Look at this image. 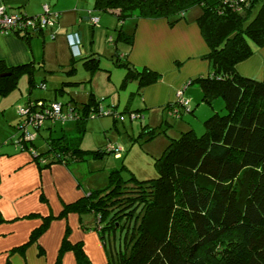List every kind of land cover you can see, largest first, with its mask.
<instances>
[{
  "label": "trees",
  "instance_id": "obj_1",
  "mask_svg": "<svg viewBox=\"0 0 264 264\" xmlns=\"http://www.w3.org/2000/svg\"><path fill=\"white\" fill-rule=\"evenodd\" d=\"M256 2L94 0V11L112 14L118 21L116 43L128 45L132 44L133 35L122 31L125 20L178 18L200 7L196 22L209 49L205 59L212 72L191 82L199 85L203 103L210 104L220 97L226 110L225 115L215 113L204 121L201 136L190 130L172 139L162 155L154 159L157 179L132 180L127 184L114 172L106 190L90 192L65 207L64 211L98 217L97 227L107 254L105 264H264V80L244 77L236 70L253 54L252 45L264 46V2L243 26ZM16 36L28 41L31 33ZM123 57L116 53L114 63L136 79L138 91L157 79L154 71L133 68L122 61ZM79 60L90 76L102 69L94 54ZM76 62L73 57L64 74L74 76ZM35 71L34 66L8 67L0 61V96L15 90L24 74L29 76L32 88ZM77 85L79 82L64 81L56 91L63 93L65 88ZM54 102L57 101L30 103L35 105L34 110L37 103H42V110ZM100 102L91 94L83 108H72L75 118L67 121H76L79 134L45 139L44 153L36 152L35 141L45 122L54 126L67 121L46 120L42 126L30 128V133L35 134L33 140H24L25 117L18 116L16 144L22 151L30 152L42 167L84 161L80 137L90 112H97ZM165 109H177L176 116H167L181 119L177 101ZM123 113L131 114L130 105ZM47 130L50 134L53 129ZM151 131L150 139L155 135ZM68 248L72 249L76 264L89 262L80 243L68 245L64 239L55 264H61L62 252Z\"/></svg>",
  "mask_w": 264,
  "mask_h": 264
},
{
  "label": "crops",
  "instance_id": "obj_2",
  "mask_svg": "<svg viewBox=\"0 0 264 264\" xmlns=\"http://www.w3.org/2000/svg\"><path fill=\"white\" fill-rule=\"evenodd\" d=\"M43 5H48L51 12L58 15L53 29L31 33L28 41L13 34H0V61L8 67H36L40 59V43L39 39H34L36 37H41V43L45 44L49 34L54 35L57 31L59 35L67 30L69 38L74 41L75 33L87 29L84 21L90 26L100 27V30L108 26L116 31L119 25L114 15L94 11V0H0V6L9 12L29 17L41 14ZM200 13L197 9H190L178 18H129L122 22V31L126 35H133L132 44L125 43L127 46L124 49L123 61L136 69H150L157 73L158 77L152 84L138 91L136 79L128 75L125 68L117 66L124 71L122 81L119 85L108 83L111 93L114 89L123 92L119 93L117 103L114 102L117 108L123 103L120 96L127 94L131 83L136 84L137 88L134 92L130 91L125 107L131 105L134 95H140L145 109H165L167 104L176 102L177 91L183 90L185 96L189 85L193 84V79L210 74V63L205 59L209 49L196 22ZM94 17L98 18L96 25L91 22ZM174 20L176 21L170 24ZM73 46L77 53L74 43L70 46V60L73 57L79 60L89 56L81 54L80 57H75ZM82 48L84 49L83 45ZM95 51H98L97 48ZM96 53L92 54L100 59ZM69 63L70 61L61 67L66 68ZM236 70L244 77L262 80L264 46L255 49L247 60L237 65ZM25 76L26 74L22 75L17 88L0 101L1 116L6 124L12 125L11 127L18 120L22 108L41 98L31 97V91L27 97L24 96ZM109 77L110 75L108 79ZM69 81L72 80L65 82ZM88 81L91 82V79ZM80 84L82 82H79ZM71 87L76 86L65 88V92ZM91 94L95 100L100 101L92 91L89 96ZM187 99L191 104L193 99L197 101L199 98L195 99L191 95ZM55 101L58 102L57 99ZM70 101H75V98ZM87 194L71 175L68 166L52 164L42 167L33 160L30 152L22 151L16 144L0 147V264H55L64 239L68 245L80 243L92 264H105L107 254L100 239V227H97L98 217L92 213L94 219L92 217L83 223L81 214L73 210L64 211L67 205ZM90 225L94 227L88 228ZM23 245V249L17 250ZM65 251V254L62 252L61 264H76L72 249Z\"/></svg>",
  "mask_w": 264,
  "mask_h": 264
},
{
  "label": "rangeland",
  "instance_id": "obj_3",
  "mask_svg": "<svg viewBox=\"0 0 264 264\" xmlns=\"http://www.w3.org/2000/svg\"><path fill=\"white\" fill-rule=\"evenodd\" d=\"M263 2L264 0H258L254 4L248 19L244 21V27L257 14ZM36 9L38 10V8ZM192 9H197L201 12L200 7ZM84 23L87 29L81 33H75L74 41L69 38L67 30L59 35L55 31L54 37L49 34L45 44L41 43V37L34 38L39 39L38 50L40 59L33 74V85L35 87L30 88L29 76H25V83L23 82L24 96L27 97L31 91V97H41L37 99L39 101L43 99L48 102L57 99L58 102L64 105L65 109H67L66 107L69 103H71V108L81 109L83 108L82 104L85 103L89 93L92 91L96 98L101 101L99 108L106 111H114L119 116L116 120L112 115H97L96 117L90 115L84 125L85 129L80 137V149L85 152L84 161L69 164L68 170L87 193L106 190L110 186L111 174L114 172L122 180V183L127 184L133 183L132 180L149 181L157 179L158 173L154 166V159L160 157L169 142L172 139L179 138L183 132L193 130L196 136H201L204 133L203 123L206 119L215 113L219 115L226 114L224 102L222 98L218 97L212 100L210 104L203 103L201 89L198 84L193 83L191 84L192 86L189 85L185 96L188 98L192 95L193 98L199 99L197 101L193 99L191 104L189 101V108L187 109L180 106L179 109H181L182 116L179 119L167 116L166 109L163 107L152 110L145 109L140 95H134L130 105L131 114H138L140 118L136 121H131L130 114L123 113V108L130 91L134 92L137 88L136 84H129L127 94L120 96L123 103L118 108L114 102L117 103L119 93L122 94L123 92L114 89L111 93V88L108 86V83L119 85L122 81L124 71L114 63L116 60L115 54L119 52L120 56L124 55V49L127 45L120 41L116 43L117 31L115 29L112 30L107 26V29L103 28L100 30L98 26H90L85 21ZM117 28L116 30H118ZM110 38L112 42L109 41ZM74 43L78 53L75 52L73 46L75 57L77 55L80 57L81 54L87 56L97 52L98 54H96L101 57L100 67L102 70L91 77L82 67L81 61L77 60L74 76L69 77L66 74H62L65 73L67 68L61 66L68 64L70 61L72 51L70 46ZM96 48L98 51H95ZM252 48L253 51L257 49L254 45H252ZM211 72L212 68L210 67L209 73ZM89 79H91V82L88 81ZM251 79L256 80L254 78ZM66 80L78 81L82 82V84L68 88L64 94L57 92L56 90L61 85V82ZM263 80L264 78L256 81L261 82ZM198 91L199 97H197ZM13 95H15V92ZM3 98L0 96V101ZM71 98H75V101H70ZM79 109L75 111H81ZM138 111L140 113H137ZM17 123H19L18 120L13 127L6 124L0 110V147L17 143L18 134L15 129ZM49 127L53 129L50 134L49 130H47ZM151 130H153L155 135L150 139L149 132H152ZM61 134L77 136L79 129L76 121H67L63 124L56 123L54 126L49 122H45L40 130L42 137L39 136L35 141L36 152H46L45 139L57 138ZM81 216L83 217V223L92 217L94 219L92 213H85ZM93 227L94 225L88 226V228ZM80 229L83 230V227L80 226ZM105 240L109 239L105 237ZM87 264L92 263L89 261Z\"/></svg>",
  "mask_w": 264,
  "mask_h": 264
},
{
  "label": "built area",
  "instance_id": "obj_4",
  "mask_svg": "<svg viewBox=\"0 0 264 264\" xmlns=\"http://www.w3.org/2000/svg\"><path fill=\"white\" fill-rule=\"evenodd\" d=\"M57 18L58 15L51 12L48 5H43L42 13L33 17L17 12H9L5 7L0 6V34H30L44 29H53L56 25ZM91 22L96 25L98 23V18H91ZM52 37H54V35H52ZM109 41L111 42V39H109ZM176 101L179 107L181 106L185 109L189 108V100L184 96L183 90L177 91ZM34 106V104L29 103L19 112V116L25 117V121L22 124L24 129V140H33L35 138V134L30 133V128L42 126L46 120L52 122H65L75 118L70 105H68L66 107L67 109H65L60 102H54L50 104L49 107L42 110V103H37L36 107L38 108L36 110H34ZM31 108L33 110H31ZM167 113L168 115L176 116L178 110L168 109ZM91 115L92 117H96L97 115H112L116 120L119 118L114 111H106L101 108H98V111L91 113ZM138 118H140L138 114H130L131 121H136Z\"/></svg>",
  "mask_w": 264,
  "mask_h": 264
},
{
  "label": "clouds",
  "instance_id": "obj_5",
  "mask_svg": "<svg viewBox=\"0 0 264 264\" xmlns=\"http://www.w3.org/2000/svg\"><path fill=\"white\" fill-rule=\"evenodd\" d=\"M112 42V41H111Z\"/></svg>",
  "mask_w": 264,
  "mask_h": 264
},
{
  "label": "water",
  "instance_id": "obj_6",
  "mask_svg": "<svg viewBox=\"0 0 264 264\" xmlns=\"http://www.w3.org/2000/svg\"><path fill=\"white\" fill-rule=\"evenodd\" d=\"M3 76V75H2Z\"/></svg>",
  "mask_w": 264,
  "mask_h": 264
}]
</instances>
